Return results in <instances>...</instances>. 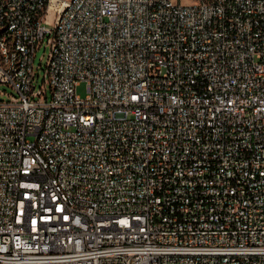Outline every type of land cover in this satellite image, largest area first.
Here are the masks:
<instances>
[{
    "label": "built area",
    "instance_id": "built-area-1",
    "mask_svg": "<svg viewBox=\"0 0 264 264\" xmlns=\"http://www.w3.org/2000/svg\"><path fill=\"white\" fill-rule=\"evenodd\" d=\"M0 84V264H264V0H0Z\"/></svg>",
    "mask_w": 264,
    "mask_h": 264
},
{
    "label": "rangeland",
    "instance_id": "rangeland-1",
    "mask_svg": "<svg viewBox=\"0 0 264 264\" xmlns=\"http://www.w3.org/2000/svg\"><path fill=\"white\" fill-rule=\"evenodd\" d=\"M182 1L185 3H189L194 0H182ZM55 17H56V14L52 12V10H49L46 16V21L49 26L53 25ZM48 54H49V47L46 44V40H43L41 45L36 50L34 54V59H33V70L35 74L38 75L33 81V85L35 86L36 89L42 85V73H43L44 65L47 61ZM46 89H47V96L49 99V90L47 87ZM76 93L81 98H84L87 95V87L84 81L80 82L77 85ZM12 96H14L13 90L4 84H0V101L10 100Z\"/></svg>",
    "mask_w": 264,
    "mask_h": 264
},
{
    "label": "bare ground",
    "instance_id": "bare-ground-1",
    "mask_svg": "<svg viewBox=\"0 0 264 264\" xmlns=\"http://www.w3.org/2000/svg\"><path fill=\"white\" fill-rule=\"evenodd\" d=\"M49 10H52V8L50 7V8L48 9V11H49Z\"/></svg>",
    "mask_w": 264,
    "mask_h": 264
}]
</instances>
